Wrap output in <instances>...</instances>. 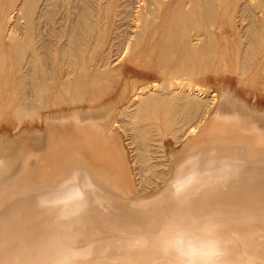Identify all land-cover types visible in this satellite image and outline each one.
I'll return each instance as SVG.
<instances>
[{"label":"bare ground","instance_id":"obj_1","mask_svg":"<svg viewBox=\"0 0 264 264\" xmlns=\"http://www.w3.org/2000/svg\"><path fill=\"white\" fill-rule=\"evenodd\" d=\"M36 1L24 0V3L20 4V10H17L20 14L15 13L16 16L13 14V19L15 18L13 26L22 21L20 17L24 18L25 15L28 18L27 38L29 36L34 40L36 23L33 16L37 14L34 12L40 0ZM90 1V4L86 5L87 8L84 6L81 13L80 10L78 11L80 14L76 15L79 17L77 22L70 26L71 30L68 32L70 36L67 35L68 38L70 37L69 45L64 51L60 49L63 51L62 56L69 58V65L71 61L72 64H76L73 61L80 58L77 56L82 48L78 43L80 33H77L81 30L80 27L87 36L97 26L99 27V25L95 26V19L91 20L93 14L92 10H89L92 6ZM213 1L189 0L185 18L179 16L178 10H169V7L173 6V0H159L153 6H143L137 12L136 8L135 15L132 14L134 17L132 24L135 25L132 28L136 30L133 32L130 30L123 45H121L122 41L119 45V47L123 46L125 51H118L119 53L114 55L111 49L102 61L101 74L98 77L103 85L102 90L104 88L109 90L114 82H118L120 86L116 97L107 100L108 102L102 103L95 93L87 94V87L84 88L81 83H71L75 76L72 71L69 73L66 71L67 80L62 85L70 91V94L67 93L65 98L62 95L57 97L56 93L53 96L57 99H53L55 102H52L51 94L55 92L52 93L49 86L51 82L48 83L49 78L42 74L41 68V71L38 70L36 77L39 82L37 79L32 82L36 85V94L33 95L35 98L32 96L34 100L28 101L29 93L25 97L22 94L24 100L21 99L20 104L16 101L19 105L18 110L15 109V114L17 112L20 121L37 118L44 126L43 130L26 128L19 131L15 129L14 131H17L15 133H0V264H46L55 249L68 243L79 247H90L92 264H117L118 261H127L128 264H157L153 245L157 226L162 220L208 214L215 215L225 225V233L232 241L235 258L241 264L249 259L264 264V109L251 107L243 101L245 98L241 100L233 92L235 89L232 91L228 86V88L223 87L221 93L217 91L218 95L208 89L207 91L199 88L200 84L199 86L196 83H186V81H194L199 70H202L196 66V63L205 61L206 58L203 60L205 54V57L207 54L214 56V51L219 45L213 35L206 34L208 28L212 29L215 23L214 15H217V7ZM253 5L243 7L244 15L250 17L249 26L243 28L245 32L243 39L249 40L251 34V37L255 36L261 42L264 18L260 19L259 15L262 14L256 11L257 4L256 7ZM95 11L93 10V13ZM165 13L169 16L164 17ZM243 21L247 22V19L244 18ZM2 23L0 20V43L3 34ZM158 25L164 26V34L161 33V40L156 43L153 39L156 35L153 33L154 35L150 36L149 31L152 32L151 30ZM22 28L23 32L26 31ZM12 31L9 33L16 32L13 29ZM83 32L81 31V34ZM22 33L20 34L23 35ZM62 37L63 35L61 41L65 38ZM7 39L11 44H15L17 60L22 63L24 56L21 47L16 46L18 42L16 37L12 34ZM157 39L158 37L156 41ZM85 40L84 37L83 41L86 43ZM28 41L31 45L36 44V40L33 42L28 39ZM28 41L24 40L25 47H27L26 43L29 44ZM59 42L60 40L57 43ZM258 44L251 40L242 48L252 54L259 47ZM144 46H159L163 51V56L157 63L158 68L153 69V74L159 77V80H149L152 70L147 65H150L151 57L145 55L141 57ZM143 50L145 51L144 48ZM36 53L39 52L36 51L33 55L35 56ZM38 62H41L40 59L36 60L32 57L27 63L37 65ZM172 62L177 66L171 71L170 66L174 64L170 65ZM143 63L146 64V72H149L144 77L126 71L127 64L140 67L139 65ZM247 69L246 63L240 75L241 79L247 75ZM141 81L146 84H140ZM85 101L88 102L87 106L84 104ZM25 125H28L27 122ZM102 130L107 134L102 135L101 140H96L97 144H101L96 148L93 145L95 140L89 137V133ZM130 131H134L140 140L147 138V133L151 132L157 138L170 136L177 144H183L174 162L197 155L211 159L208 154L215 151L217 157L227 156L238 161L239 173L224 186L200 190L201 180L198 174L201 161L192 160L186 170H181L179 174L184 182L178 187L181 192L186 193L187 200L175 201L165 192L155 201L138 203L136 200L143 196L134 192V187L130 184V177L133 174L129 164L123 161L125 157L127 159V145L131 143H126L122 138L128 136ZM143 154L141 152L137 157L142 159ZM118 160L121 161V165H118ZM150 171L152 170L149 169L148 172ZM168 175L170 170L153 172L154 177L164 178L165 183ZM65 180L68 181L66 190L59 193L52 190V185H62ZM40 183L45 184L43 193L26 192L27 187L34 188ZM82 190L91 191L87 209L80 216L59 220L55 212L41 206L40 200L44 196L48 199L65 197L64 210L71 213L80 205L79 194ZM138 241L141 247H131Z\"/></svg>","mask_w":264,"mask_h":264},{"label":"rangeland","instance_id":"obj_2","mask_svg":"<svg viewBox=\"0 0 264 264\" xmlns=\"http://www.w3.org/2000/svg\"><path fill=\"white\" fill-rule=\"evenodd\" d=\"M37 1H39V0H37ZM96 1H98V2H96ZM106 1H107V3H106ZM157 1H159V0H145V1L144 0H103V1L91 0L90 1L91 5L93 7L95 5V8H93L90 5L91 7L89 10H92V14H93V16H92L93 18H91V20L93 21L95 19V21H96L95 26L99 25V27L97 26L95 28L96 31L93 30V32L94 31L95 32L94 33L91 32V34H88V36H87V34L86 35L84 34L82 27H80L81 30H79V32H77V33H80V35L78 34L80 40L79 39L78 40L81 43L78 40L77 41L79 44H81L82 48H81V52L79 51L80 54H78L77 56H78V58L80 57L78 60H81V61H79V62H78V60L75 62L73 61V63H76V64H72V61H71L70 65H72V67H69L70 66L69 60H68L69 58L66 56H62L64 49L67 48V46L69 45L68 41H69L70 37L68 38V36H70V35L68 32L71 30L70 26H72L73 23H76L77 18H79L76 15H78L79 12L81 13L82 10H84V9H82V7L85 6L87 8L86 5L90 4L89 0H86V1L85 0H83V1L82 0L81 1L80 0L79 1L78 0H68V1H66V0H40L38 2L39 4L37 5L38 7H36V10H35L36 12H34L35 14L36 13L37 14L33 16V18L35 19V20L34 19L33 20L36 23L35 24L36 32H35V36H34L36 42L34 39L29 38V36L27 38L28 32L26 30V26L28 25L27 24L28 18L25 17V15L23 16L24 18L20 17V20H22V21H19L20 23L18 22L20 25H23V26H20L18 23H17V25L13 26V23L15 22V20H14L15 18L13 19V17L15 15V13H16V15L19 13V11L17 12V10H20L19 8H21L20 6L24 3V0H0V20L3 22L1 25V27H3L2 28V33H3L2 39L3 40L1 39V43H0V52H2L1 57H0V133H4V132L5 133L6 132L15 133V132L19 131V129L24 130L26 128L28 130H37V128H38V130H43L44 126L40 123V121H38L37 118L31 119V120L20 121L17 118V112L15 114V109L17 108L16 109V111H17L18 105L24 100V98L21 97L22 94H23L22 96L25 97L28 95L27 93H29L28 101L34 100L33 98H35V96H33V95L36 94V89H35L36 85L33 84L32 82L35 79H37V82H39V79L36 77L37 76L36 73L38 72V70L41 71V69L43 70L42 74L45 76L47 75L46 77L49 78V81L47 80L48 83L49 82L53 83V84L49 83V86H51L52 93L55 92V94H51L52 102H55L54 100L57 99V97H60L61 95L66 98L67 93L70 94L69 90H66L64 87H62V85H64L65 81L67 80V79H65L66 78L65 75H67L70 71L74 72L75 76L72 78V80H74V81L72 82L71 79H68V80H71V83H73V84L81 83V85H83L84 88L87 87V94H89V95L91 93L97 94L98 99L100 98V101L102 100L101 101L102 103L108 102V101L114 99L117 95V92H118L120 86L118 85L119 84L118 82H114L113 85L109 88V90L108 89L105 90V88H104V90H102L103 85L101 84V81H100L101 79L100 78L98 79V77H100V74H101L100 71H101V67L103 64L102 61L104 60L105 55H107V53L111 49H112V52L114 55H115V53L117 55V53H119L118 51L124 50L123 46L119 47L120 42L122 41L121 45H123V43H124L123 41L126 40L125 38L128 35L127 33H129L130 30H131L130 32H133L136 30V29L132 28L133 26H135V25H133L134 24L133 15H135L134 10H136V8H137L138 9V10H136V12H137V11H139V9L143 8V6L144 7L145 6H147V7L153 6L155 3H157ZM223 1H225L226 3ZM260 1L261 0H214L213 1V3H215L216 7H217L216 8L217 15H214V22L217 23V25H215V23L213 22L215 26L213 25L214 27L212 26L211 27L212 29L208 28L206 30V34L209 36L213 35L215 37V39H217V43H219V45L221 44L220 45L221 47L219 45H218L219 47L217 46V48L214 51V56H212V57L209 54H207V57H205L206 56V54H205L203 60L206 58V60L208 59L207 61L205 60V61L196 63V66L202 70H199L198 76L196 77L197 79L195 78L194 81H188V82L186 81V83H192V84L196 83L198 85L200 84L201 86L199 85L200 86L199 88L204 89V90L208 89L209 91L213 92L214 94L217 91H219V93H221V90L223 89V87L224 88L229 87V89H231L232 91L235 89L233 92H235V94L237 96H239V98L241 100H243L245 98L247 101L245 99L243 101H245L247 104H250L251 107H256V108L258 107V109H260V110L264 109V33L261 35V36H263V37H261L262 38L261 42H259V40L255 36L251 37V34L249 35L250 36L249 38L252 41L256 42L257 44L259 43L258 44L259 47L256 50H254V52L252 54H249L247 52L249 50L245 51V48H242L243 45H245L251 41L250 39L249 40L243 39V35H245L243 28L245 29V27H247V25L249 26V24H250V17L248 15L247 16L244 15L243 11L245 10V8H243V7L245 5L252 6L253 4H254L253 5L254 7L258 6V9H256V11H258V13L259 14L261 13L262 15H259V14H257V15L262 17V18L260 17V19H263L264 18V10L261 8H264V7H261V6H264L263 5L264 0H263V2L262 1L260 2ZM75 2L77 4H75ZM85 2H87V3L85 4ZM134 2H135V4H134ZM188 3H189V0H175V3L173 0V3H172L173 6L169 7L170 8L169 10H173V9L178 10L179 16L181 18L182 17L185 18L187 10L189 8L187 6ZM80 7H81V9H80ZM101 7H102V9H101ZM91 8H93V9H91ZM133 8H135V9H133ZM219 8H220V11H219ZM228 8H229V10H227ZM93 10L94 11L96 10L95 13H93ZM131 11H134V13L133 12L131 13ZM49 12H50V14H49ZM94 15L96 18L94 17ZM168 16H169V14H167V13L164 14V17H168ZM216 16H219V17H216ZM8 18H10V19H8ZM244 18L247 19V22H249V23H247L246 21H243ZM203 19L205 20L204 17H203ZM24 20H25V22H24ZM204 20H203V23H204ZM71 21H72V23H71ZM232 21H234V22H232ZM242 21L244 22V24ZM68 22H70V24ZM81 22L82 21H80V23ZM129 22H131V23H129ZM81 24L83 25V23H81ZM207 24H208V22H207ZM11 26H12V29L14 31L19 32V34H18V32L17 33L14 32L17 35H15L14 33H12V34L16 37V40L18 41L16 46L21 47V50H22V53L24 56V61L22 63H19L17 60L15 44H13V43L11 44V41L9 42V39H7V37L9 35H12L11 32H13L12 29H10ZM158 26L155 29L151 30L152 32L149 31L150 36H151V34L156 35L155 38L153 37V39L155 40L156 43L161 40V36H162V34H164V26L163 25H158ZM19 27H20V29H19ZM21 27H23L22 28L23 30H26V31H24V32H26V34L21 30ZM130 27H131V29H130ZM97 28H99V29H97ZM156 29H157V31H156ZM9 31H11V32L9 33ZM20 31H22L23 33ZM58 31H59V33H58ZM61 31H63V32L66 31V32L64 34H62V33H60ZM81 31L83 32L82 34H81ZM204 32L205 31H203V33ZM20 33H22L23 35H21ZM60 34L63 35L62 38L65 37L64 39H62V41H61L62 35L59 38ZM117 35H118V37H116ZM119 35H120V37H119ZM20 36H22V37H20ZM95 36L97 39L95 38ZM113 36L116 39H114ZM84 37L86 39L85 40L86 43L83 41ZM157 37H158V39L156 41ZM28 39L33 40V42H35L39 46H36V44L31 45L30 41H28ZM24 40L25 41L27 40L30 45L29 44L27 45V43H26L27 47H25ZM59 40H60V42L58 44L57 42ZM37 41L38 42L40 41V44H38ZM227 41H228V43H227ZM242 41H245L247 43L242 42ZM104 42H105V45H104ZM82 44H84V46ZM40 45H41V47H40ZM96 45H98L97 48H96ZM35 46L37 49H35ZM110 46H112L113 48ZM156 47L144 46L143 48L145 49V51L142 48V51L144 53H141V57H144V55H145V57H147V56L151 57V59H150L151 63H150V65H147L148 68H150V70H152V71H150L151 76L149 79L151 81L160 79L159 77H157L153 74L154 73L153 69L158 68L157 63L161 59V57L163 56V51L159 46L157 48ZM152 48L154 50H152ZM221 48H222V51H221ZM60 49L63 51H61ZM147 49H148V51L146 52ZM29 50L32 51L31 55L29 53L30 52ZM216 50H218V51H216ZM36 51H38L39 53H36V55L34 56L33 54ZM145 52H146V54H145ZM3 55H5V56L3 57ZM32 57L35 58L36 60L40 59L41 62L40 63L38 62L37 65H35L33 63L32 64L27 63ZM39 57H41L42 60ZM46 57H48L47 59L50 61L51 64L46 59ZM61 57H63V58L61 59ZM224 58H225V60H224ZM246 58H247V60H246ZM44 61H45V64H44ZM81 62H83V63H81ZM215 62H216V64H215ZM243 62H244V64H241ZM173 63L174 62H172L170 65H172ZM207 63H209V64H207ZM246 63H247L248 72H247V75L244 77V79H241L240 75H241L242 70L246 67ZM48 64L50 65V67ZM81 64H83V65H81ZM64 65H66V66H64ZM51 66L54 68H52ZM78 66H80L79 67L80 69L78 68ZM139 66L140 67H136L133 64H130V65L127 64L126 71L132 72L135 75H138L141 77H144V75H147V73H149V72H146L147 71L146 70L147 67L145 68L146 64L143 63ZM176 66H177L176 63H174L172 66H170V70L171 71L174 70L176 68ZM37 67H38V69H37ZM68 68H70V69H68ZM53 69L55 71H53ZM64 69H66V70H64ZM73 69H75V70H73ZM249 69L251 70V72ZM76 71L79 73H77ZM88 77H90V78H88ZM95 78H96V80H95ZM88 82H89V84H88ZM58 83H59V85H58ZM205 83H206V85H205ZM207 83H209V84L207 85ZM137 84H139V83H137ZM140 84H146V83L141 81ZM222 84H224V85H222ZM27 85H29L28 86L29 88L27 87ZM217 85H219L220 87L219 86L217 87ZM238 85H239V87H238ZM25 86H26V88H25ZM231 86H232V88H231ZM31 88H33V89H31ZM54 88L57 91H55ZM91 89H93V91H91ZM112 91H114V92H112ZM56 93H57V95H56ZM111 93H113V94H111ZM219 93H216V94L219 95ZM30 95H31V98H30ZM53 95H56L57 97L53 96ZM32 96H33V98H32ZM101 96H102V98H101ZM21 99H22V101H20ZM16 101L19 104H17ZM84 104L87 106L88 102L85 101ZM13 105L16 107H14ZM256 105H258V106H256ZM26 122L28 125H25ZM21 125H23V126L20 127ZM33 125H35V126H33ZM18 127H20V128H18ZM15 129L17 131H14ZM129 130H130V128H129ZM133 132L134 131H130L128 136L125 135L122 138L123 140L126 141V143H129V142L131 143V144L127 145V148H128L127 154H126L127 159H125L126 158L125 157L123 161L125 163L129 164L130 171L132 172L131 174H133L132 175L133 177L132 176L130 177V184L134 187V192L135 193L137 192L136 194H141L143 196L140 199H137L136 202L141 203V204H146V203H149L151 201H155V200L159 199L165 193L163 191V189H164L163 186L165 185L164 178L154 177L153 172L154 171L168 172L170 170L172 163L174 162V160L176 158V154L182 149L183 144H177L175 142V140L172 139L170 136H165L163 138L162 137L157 138L155 136V134H153L151 132L147 133V135H146L147 138L144 137V138H141V140H140V138L136 137L135 132L134 133ZM132 133H133V135H131ZM89 134H90L89 137H91L95 140V143L93 142L94 143L93 145H95V147L98 148V147H100L101 144H99V143L97 144L96 140H98V141L101 140L103 138L104 134H107V132L102 130L101 132H91ZM133 136L136 137V140H135V137H133ZM152 137H154V139H152ZM148 139L149 140L152 139V141L151 140L149 141ZM155 141H157V142H155ZM133 142H134V144H133ZM146 142L149 145L146 144ZM174 147H176V149ZM141 152L144 153L142 159L137 157L139 155V153H141ZM144 158H145V160H144ZM118 161H117L118 165H121V161L120 160H118ZM166 166H167V168H166ZM120 169H122V167ZM149 169L152 170L153 172L152 171L148 172ZM142 173H143V175H142ZM65 181H64V184H62V185H55V184L52 185V190L56 193H59V192L66 190L67 185H68V181L67 180H65ZM133 182H135L136 184H134ZM44 189H45V184L40 183L39 185H35L34 188H28L27 187L26 192L28 194H41L45 191Z\"/></svg>","mask_w":264,"mask_h":264},{"label":"clouds","instance_id":"obj_3","mask_svg":"<svg viewBox=\"0 0 264 264\" xmlns=\"http://www.w3.org/2000/svg\"><path fill=\"white\" fill-rule=\"evenodd\" d=\"M211 159L201 155L187 157L175 161L166 178L163 191L170 194L175 201L187 200L186 193L179 190L184 181L180 178L181 170H186L192 160H200L199 177L200 190L217 188L226 185L236 178L240 163L227 156L217 157L215 151L208 154ZM91 191V190H90ZM83 190L79 194L78 209L69 213L64 210L65 197L48 199L42 197L41 206L57 214V219L68 220L82 215L88 206L89 193ZM138 241L131 245L141 247ZM154 253L157 264H241L235 258L232 241L225 233V225L213 214L204 216H189L185 218H168L157 226ZM90 247H79L68 243L55 249L46 264H92ZM117 264H128L118 261ZM242 264H258L257 260L249 259Z\"/></svg>","mask_w":264,"mask_h":264}]
</instances>
